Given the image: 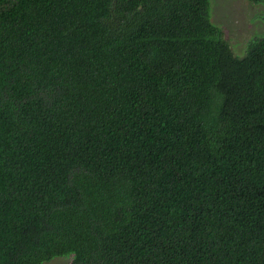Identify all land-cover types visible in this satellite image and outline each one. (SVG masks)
<instances>
[{"label":"trees","instance_id":"1","mask_svg":"<svg viewBox=\"0 0 264 264\" xmlns=\"http://www.w3.org/2000/svg\"><path fill=\"white\" fill-rule=\"evenodd\" d=\"M61 255L264 264V35L235 55L209 0H0V264Z\"/></svg>","mask_w":264,"mask_h":264},{"label":"rangeland","instance_id":"2","mask_svg":"<svg viewBox=\"0 0 264 264\" xmlns=\"http://www.w3.org/2000/svg\"><path fill=\"white\" fill-rule=\"evenodd\" d=\"M210 20L218 25L237 56L246 52L252 36L264 35V4L248 0H209ZM42 264H70V255L54 256Z\"/></svg>","mask_w":264,"mask_h":264}]
</instances>
